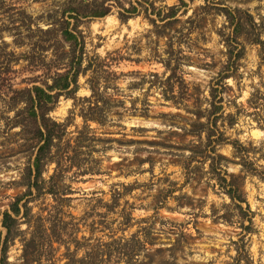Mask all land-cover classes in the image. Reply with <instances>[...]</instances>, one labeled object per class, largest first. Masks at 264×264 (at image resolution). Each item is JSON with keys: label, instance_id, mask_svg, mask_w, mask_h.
<instances>
[{"label": "rangeland", "instance_id": "1", "mask_svg": "<svg viewBox=\"0 0 264 264\" xmlns=\"http://www.w3.org/2000/svg\"><path fill=\"white\" fill-rule=\"evenodd\" d=\"M118 1L0 0V264H264V0ZM65 20L82 72L36 169L10 120Z\"/></svg>", "mask_w": 264, "mask_h": 264}, {"label": "trees", "instance_id": "2", "mask_svg": "<svg viewBox=\"0 0 264 264\" xmlns=\"http://www.w3.org/2000/svg\"><path fill=\"white\" fill-rule=\"evenodd\" d=\"M118 1V0H117ZM119 5L122 6L124 13H134L137 11L136 5L132 2H128V7H124L120 1ZM172 12V8H170ZM75 12L72 16L73 18L81 17H100L107 14L110 11L109 5H104L100 3L98 6L90 7L89 2H84L80 0V3L73 9ZM124 13H120L122 18ZM68 21H63L60 23V37L56 40L58 43L59 40L66 42L69 45V61L66 64L67 68L61 73H55L52 80V83L46 85L45 88L41 86L34 85L31 89H26V104L21 109L17 110L15 116L12 118L11 123L20 124L19 134L21 138L26 142L31 143L32 146L37 147V153L34 158V167L37 169L40 161V154L44 149H46L52 140L58 135V129L61 127L59 123L52 120L50 117L46 116L47 111L50 109L49 103L53 101V97L59 95L61 92L66 91H75L77 76L82 69L80 68V53L75 54V47L79 44V39L77 34L74 32L73 28H68ZM51 29H46L43 33H50ZM52 33V32H51ZM50 37L47 36L45 39L40 36L36 43L41 44L45 42L46 39ZM38 49V46L37 48ZM57 49H54V52ZM91 97L93 99V105L90 106V109L98 108V98L99 93L95 88L94 84L90 85ZM57 90L55 93L51 94V91ZM93 116L89 115L87 118L86 115H82L84 119H95ZM17 210V209H16ZM16 212V211H14ZM10 214L4 213L2 225L9 230L8 221H10Z\"/></svg>", "mask_w": 264, "mask_h": 264}, {"label": "bare ground", "instance_id": "3", "mask_svg": "<svg viewBox=\"0 0 264 264\" xmlns=\"http://www.w3.org/2000/svg\"><path fill=\"white\" fill-rule=\"evenodd\" d=\"M104 19L108 20V19H110V16L107 15L104 17Z\"/></svg>", "mask_w": 264, "mask_h": 264}]
</instances>
